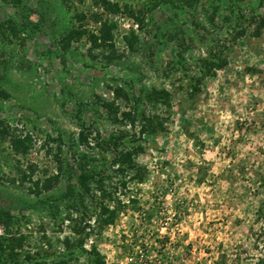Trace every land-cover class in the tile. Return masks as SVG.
Returning a JSON list of instances; mask_svg holds the SVG:
<instances>
[{"label": "rangeland", "instance_id": "rangeland-1", "mask_svg": "<svg viewBox=\"0 0 264 264\" xmlns=\"http://www.w3.org/2000/svg\"><path fill=\"white\" fill-rule=\"evenodd\" d=\"M2 123L0 264H264V0H0Z\"/></svg>", "mask_w": 264, "mask_h": 264}, {"label": "trees", "instance_id": "trees-1", "mask_svg": "<svg viewBox=\"0 0 264 264\" xmlns=\"http://www.w3.org/2000/svg\"><path fill=\"white\" fill-rule=\"evenodd\" d=\"M149 128H150V130H148V129L144 130V133H146L145 131H147L148 133H155V132H157V129H158L157 126L154 124L150 125ZM0 135H3L5 139H7V137L10 135V128H8L3 123L0 126ZM79 139H81L80 143H87L88 145H91L90 142L88 141L89 137L87 135L85 136L83 134L82 136H80ZM32 141H33L32 136H30L28 134L27 136H25L24 139L15 140L13 143H15L14 147L16 148V151L18 153H21L23 155H27V153L30 151V146H31ZM143 151H144V149H141V150L134 149L133 151L128 152L124 156L121 155L119 158L120 166L127 171L128 170H135V168L137 167V164L135 163V160L133 159V157L137 156L138 155L137 153H139V152L141 153ZM28 173L29 174H27L26 172H23V175H22L23 180H31V177L34 174V171H30ZM134 179H136V178L134 177ZM139 179H140V176H139ZM87 180H88V176L86 174L82 173L80 176L81 184L85 185ZM51 182H53V178H51L50 180H47V181L45 180L43 182L40 180H37L34 187L36 188L37 191L40 192L42 190H45L46 186L50 185ZM133 203H137V202H133ZM124 207H125L124 205H121V206H119L118 210L120 208H124ZM118 210H116V209L110 210L108 207L105 206L103 208V211H102L104 214L101 213L102 214L101 219H102L103 215L108 214L109 220L107 219V220H102V222L100 221L98 226H97L98 230H101L102 228H104V225H105L104 223H109L111 221V217H114L117 214ZM84 245H85V241L83 240L81 242V246H84Z\"/></svg>", "mask_w": 264, "mask_h": 264}]
</instances>
